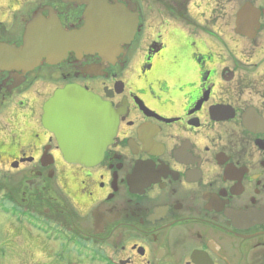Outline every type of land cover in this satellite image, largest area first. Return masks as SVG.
<instances>
[{"label":"flooded vegetation","instance_id":"af4514ba","mask_svg":"<svg viewBox=\"0 0 264 264\" xmlns=\"http://www.w3.org/2000/svg\"><path fill=\"white\" fill-rule=\"evenodd\" d=\"M98 1L124 23L111 52L0 68V257L264 264V0ZM94 4L0 0V44L23 45L35 20L80 31ZM70 87L111 111L92 165L51 129L46 107Z\"/></svg>","mask_w":264,"mask_h":264},{"label":"water","instance_id":"95a60500","mask_svg":"<svg viewBox=\"0 0 264 264\" xmlns=\"http://www.w3.org/2000/svg\"><path fill=\"white\" fill-rule=\"evenodd\" d=\"M90 10L87 25L80 31L67 32L53 19L33 21L27 27L23 45L0 44V68L30 71L44 58L53 63L65 57L69 51L111 52L125 30L122 17L114 12L108 13L98 0ZM47 110L49 117L56 121L51 129L64 140L62 149L67 160L91 165L102 159L106 145L97 144L98 130L94 121L97 124L103 113L107 117L110 110L95 96L79 88H67L55 94ZM115 131L112 123L105 130V135L111 140Z\"/></svg>","mask_w":264,"mask_h":264},{"label":"rangeland","instance_id":"374dc122","mask_svg":"<svg viewBox=\"0 0 264 264\" xmlns=\"http://www.w3.org/2000/svg\"><path fill=\"white\" fill-rule=\"evenodd\" d=\"M7 222V219H2V217L0 216V244H6L7 241V239H5L8 237L5 231V224H7ZM10 259L12 258H9L8 260L0 257V264H8L10 262Z\"/></svg>","mask_w":264,"mask_h":264},{"label":"bare ground","instance_id":"6f19581e","mask_svg":"<svg viewBox=\"0 0 264 264\" xmlns=\"http://www.w3.org/2000/svg\"><path fill=\"white\" fill-rule=\"evenodd\" d=\"M87 15H89V13Z\"/></svg>","mask_w":264,"mask_h":264}]
</instances>
